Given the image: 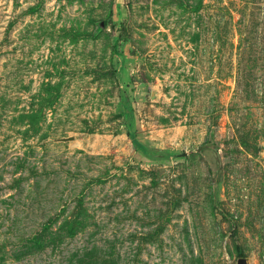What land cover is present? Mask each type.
I'll return each instance as SVG.
<instances>
[{"label": "rangeland", "instance_id": "rangeland-1", "mask_svg": "<svg viewBox=\"0 0 264 264\" xmlns=\"http://www.w3.org/2000/svg\"><path fill=\"white\" fill-rule=\"evenodd\" d=\"M235 245L264 264V0H0V264Z\"/></svg>", "mask_w": 264, "mask_h": 264}, {"label": "water", "instance_id": "water-1", "mask_svg": "<svg viewBox=\"0 0 264 264\" xmlns=\"http://www.w3.org/2000/svg\"><path fill=\"white\" fill-rule=\"evenodd\" d=\"M69 140L68 138H63V139H59V141H62V142H65ZM204 146L200 147V148H203ZM235 264H246V259L243 258V257H239L237 260H236V263Z\"/></svg>", "mask_w": 264, "mask_h": 264}, {"label": "trees", "instance_id": "trees-1", "mask_svg": "<svg viewBox=\"0 0 264 264\" xmlns=\"http://www.w3.org/2000/svg\"><path fill=\"white\" fill-rule=\"evenodd\" d=\"M147 150L143 149V152L146 153ZM235 251H236V255L237 257H243L241 248L239 245H235Z\"/></svg>", "mask_w": 264, "mask_h": 264}]
</instances>
